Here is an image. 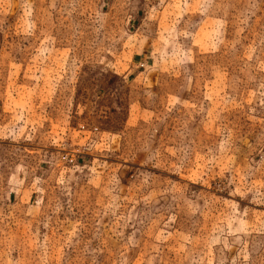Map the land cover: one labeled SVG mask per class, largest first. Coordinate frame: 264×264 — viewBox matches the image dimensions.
I'll return each mask as SVG.
<instances>
[{
    "label": "rangeland",
    "instance_id": "1",
    "mask_svg": "<svg viewBox=\"0 0 264 264\" xmlns=\"http://www.w3.org/2000/svg\"><path fill=\"white\" fill-rule=\"evenodd\" d=\"M0 264H264V0H0Z\"/></svg>",
    "mask_w": 264,
    "mask_h": 264
}]
</instances>
